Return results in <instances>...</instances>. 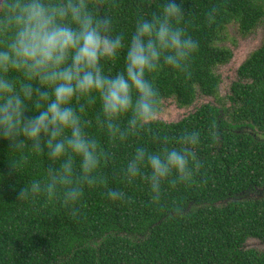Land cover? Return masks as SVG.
<instances>
[{"label":"trees","instance_id":"obj_1","mask_svg":"<svg viewBox=\"0 0 264 264\" xmlns=\"http://www.w3.org/2000/svg\"><path fill=\"white\" fill-rule=\"evenodd\" d=\"M110 2L103 0L101 10L114 11L117 26L126 27L141 0H117L115 10L107 8ZM153 2L143 0V6ZM185 8L193 14L190 31L200 41L192 75L185 80L162 73L157 83L162 101L172 98L179 107L199 96L210 100L176 122L158 120L151 131L109 145L114 158L103 173L126 199L111 200L103 185L86 189L77 218L57 200H19L24 180L44 169L42 157L31 158L23 178L5 175L0 264H264V250L246 245L264 243V39L239 65L224 97L215 71L232 57L222 44L227 27L236 24L243 36L253 32L264 19V0H185ZM186 129L202 137L194 149L199 167L189 182L152 202L142 182L120 180L118 169L132 145L156 147L154 136L172 138ZM100 139L109 144L102 134ZM7 168L6 143L0 142V172Z\"/></svg>","mask_w":264,"mask_h":264},{"label":"clouds","instance_id":"obj_2","mask_svg":"<svg viewBox=\"0 0 264 264\" xmlns=\"http://www.w3.org/2000/svg\"><path fill=\"white\" fill-rule=\"evenodd\" d=\"M101 2L0 0V142L8 165L0 179L23 178L31 158L42 157L44 169L24 180L19 200H57L73 218L86 189L103 185L111 200L126 199L103 173L114 158L109 145L151 131L164 108L157 78L189 79L200 49L185 0H154L147 8L141 0L126 27ZM118 7L117 0L107 4ZM201 139L186 129L154 136L156 147L135 143L119 178L142 182L160 202L192 179Z\"/></svg>","mask_w":264,"mask_h":264},{"label":"rangeland","instance_id":"obj_3","mask_svg":"<svg viewBox=\"0 0 264 264\" xmlns=\"http://www.w3.org/2000/svg\"><path fill=\"white\" fill-rule=\"evenodd\" d=\"M264 39V19L258 27L246 36L239 33L236 24H230L227 27L226 39L222 42L223 45L232 50V57L226 64L218 66L215 71L220 75V96H225L229 92L231 83L237 79V68L250 52L260 46ZM210 100L209 97H198L195 102L188 107L177 106L174 99L169 98L163 100L164 108L159 116V120L166 122H176L183 116L193 111L194 108L205 101ZM227 103V99L223 103ZM247 247H253L259 250H264V243L256 240H247Z\"/></svg>","mask_w":264,"mask_h":264}]
</instances>
